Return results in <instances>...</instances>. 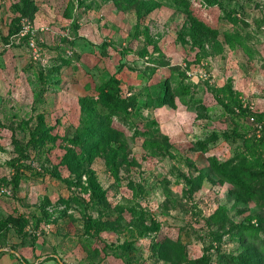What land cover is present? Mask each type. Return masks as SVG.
I'll use <instances>...</instances> for the list:
<instances>
[{"label": "rangeland", "instance_id": "rangeland-1", "mask_svg": "<svg viewBox=\"0 0 264 264\" xmlns=\"http://www.w3.org/2000/svg\"><path fill=\"white\" fill-rule=\"evenodd\" d=\"M218 1L30 0L25 32L0 0V264H264V200L211 167L243 162L264 191V0ZM112 77L127 111L93 107ZM88 119L121 152L89 164L71 142Z\"/></svg>", "mask_w": 264, "mask_h": 264}, {"label": "trees", "instance_id": "trees-1", "mask_svg": "<svg viewBox=\"0 0 264 264\" xmlns=\"http://www.w3.org/2000/svg\"><path fill=\"white\" fill-rule=\"evenodd\" d=\"M20 1V7L17 8V10L20 13L19 18L21 21L27 15L33 13L35 9L31 8L30 0ZM205 1L206 3L208 2V6H212L214 4L217 5V2H219L218 0ZM181 5L182 7L185 6L183 11L188 14L192 19H195L191 13V10L188 7V4H186V2H182ZM156 8L157 6L149 7L147 9V13L152 12ZM18 20L19 19H16V21ZM237 37L238 35H226V39L228 40V42L234 40L238 43H241ZM164 85H166V83ZM189 90V87L186 85L179 87V93L181 96H188L190 93ZM95 91L97 94V101L93 102L94 109L99 104L102 108H106L113 112L127 111L130 101L123 100L121 98V89L117 78L112 77L108 79L101 86L96 87ZM160 105H167L166 100H160ZM88 110L94 111L90 107L88 108ZM52 130L53 127L46 125L43 122V118L39 116L38 122L35 125L34 130L29 133V141L27 142V145H30L35 148L38 153L47 151L45 150V146L47 144H54L57 141V138L55 136H52L51 134ZM122 140V132L112 127L110 123L106 121L96 123L93 121V119H88L87 124L85 125L81 133L76 135L71 142H73L77 146L83 145L85 147L82 156H84L86 158V161L91 164L92 160L97 158L98 156H104L107 159L109 157H114L116 153L121 152L123 148ZM63 160L64 162H62V164L64 165L74 166L77 164V162L75 164L71 163L72 159L69 157V155H65L62 158V161ZM230 164L231 163L228 162L219 163L216 160H213L211 167L213 171L222 179L239 186L247 198L253 199L259 196L261 199L264 200V191H253V183L257 182L261 178V176L263 175L262 172L254 171L247 164L245 165V163L243 162H240L238 165L235 166H230ZM76 173L78 174V172ZM54 175H57V173H55ZM18 180V177L14 178V182L16 185ZM93 182L94 181L92 180L90 181V188L93 191L94 198H99L100 195H102L100 187L95 182ZM1 224L6 225L5 221L1 222ZM95 228L96 232L100 231V229H98L99 227ZM250 236L253 237L254 235L250 234ZM259 243L260 245L262 244L264 246V242ZM260 254H262V257L264 258V248H261ZM235 262L239 264H256V261L248 255H242L238 257L237 259H235Z\"/></svg>", "mask_w": 264, "mask_h": 264}, {"label": "built area", "instance_id": "built-area-1", "mask_svg": "<svg viewBox=\"0 0 264 264\" xmlns=\"http://www.w3.org/2000/svg\"><path fill=\"white\" fill-rule=\"evenodd\" d=\"M29 23L27 22V21H25V19H23L22 21H21V26H22V29L26 32V31H28L27 30V28H28V25ZM25 34V33H24ZM250 121L251 122H254V118L253 117H251L250 118ZM254 125H256L257 127H258V129H260L261 128V126L260 125H258V123H256V122H254ZM2 192H4V191H2Z\"/></svg>", "mask_w": 264, "mask_h": 264}]
</instances>
